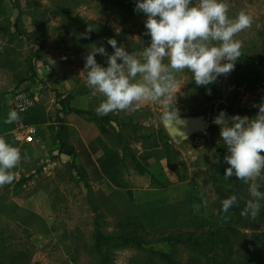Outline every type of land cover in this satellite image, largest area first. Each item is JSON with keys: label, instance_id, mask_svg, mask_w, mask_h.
<instances>
[{"label": "rangeland", "instance_id": "obj_1", "mask_svg": "<svg viewBox=\"0 0 264 264\" xmlns=\"http://www.w3.org/2000/svg\"><path fill=\"white\" fill-rule=\"evenodd\" d=\"M226 2L229 18L241 11L253 17L252 26L234 37L242 42L235 69L217 79L224 97L235 90L238 101L203 104L188 91L186 69L176 73L182 88L176 94L174 107L178 112L174 119L200 116L211 126L206 137L192 136L180 145L170 140L176 151L172 172L166 168L164 147L145 151L147 146L134 138L135 132L147 135L163 128L166 105L145 102L107 114L130 126L116 130L105 125L104 130L111 134L105 137L87 116L58 113L57 93L60 99L70 97L74 109L97 114L104 97L93 95L86 73H82L84 58L93 45H103L109 54L113 52L107 44L109 38L116 39L118 46L122 44L129 53H142L149 46L150 37L139 35L141 26L147 31L146 16L134 11L135 0H0V116L15 110L13 94L19 91L32 100V108H41L47 120L38 128L35 150L26 149L27 158L13 169L14 182L0 187V264H102L94 248L97 228L108 237H140L149 242L142 250L119 242L103 247L107 264H164L155 251L169 253L177 262L195 264L200 258L195 260L198 255L193 249L183 245L171 248L158 240L182 235L201 240L218 225H234L233 217H218L217 196L208 183L214 153L205 138L212 135L213 141L224 144L220 128L213 123L221 111L229 117L255 118L258 106L264 103V88L249 84L245 67L246 58L259 50L256 33L264 19V0ZM57 13L103 28L88 32ZM85 33L86 39L82 38ZM95 59L107 66V57L97 55ZM57 116L68 127V144L76 148L79 143L96 144L99 150L92 156L94 161L116 149L112 137L117 131L124 133L146 173L140 174L127 161L119 170L121 188L107 182L99 185L84 157L58 155L53 144ZM11 145L15 147L13 141ZM258 180L253 182L257 184ZM244 255L241 249L231 259L238 261ZM200 262L197 264L205 263L204 259Z\"/></svg>", "mask_w": 264, "mask_h": 264}, {"label": "clouds", "instance_id": "obj_2", "mask_svg": "<svg viewBox=\"0 0 264 264\" xmlns=\"http://www.w3.org/2000/svg\"><path fill=\"white\" fill-rule=\"evenodd\" d=\"M134 11L146 16L145 34L150 37V44L142 53H129L122 44L118 46L116 39L109 38L111 54L103 45H93L84 58L82 73H86L87 86L93 95L100 93L104 97L96 108L98 115L152 102L166 105L164 118L174 119L178 112L174 107L176 94L182 88L176 73L188 69L195 84L205 87L231 73L242 49V42L234 37L253 23V17L245 11L229 18L226 0H135ZM82 38H88L87 34H82ZM97 55L107 57V66L97 62ZM207 91L210 95L211 89ZM24 110L22 106L20 111ZM19 119V113L12 110L5 123ZM213 123L220 128L221 141L228 151L224 161L229 167L224 178L235 176L250 185L252 199L246 202L241 215L255 218L264 207V191L253 182L264 177V103L258 106L255 118L229 117L221 111ZM20 160V149L0 136V187L14 182L13 169ZM234 206H238L236 195L222 201L225 213Z\"/></svg>", "mask_w": 264, "mask_h": 264}, {"label": "trees", "instance_id": "obj_3", "mask_svg": "<svg viewBox=\"0 0 264 264\" xmlns=\"http://www.w3.org/2000/svg\"><path fill=\"white\" fill-rule=\"evenodd\" d=\"M58 15L65 17L70 23H76L81 29L87 30L91 27L92 32H99L103 28L94 23L85 22L80 18H72L66 14ZM35 26L37 28L40 27L38 23H35ZM16 31V34L18 35L19 31ZM145 33L146 32L143 31L141 26L139 35L142 37L143 35H146ZM256 34L259 43V50L246 58L245 67L247 68V72H249V84L264 88V19ZM34 36L35 35H32L31 38H34ZM29 70L30 73L34 75L32 67H30ZM185 71L188 73V91L196 99L200 100L201 103L207 105L223 100L225 103L232 104L238 101V94L235 90H229L228 95L224 97L222 91L217 85V81L206 87L197 86L194 82L192 73L188 69ZM209 88L211 89L210 95L207 91ZM60 98L61 95L57 93V104L60 106V110L58 111L59 114H62L63 116H68L69 114L87 116L91 121L98 125V129L102 130L100 134L104 137L107 135L111 136L108 131L104 130L105 125L116 130L119 128L126 129L130 126V123H118V121L110 115L99 116L96 113L74 109L70 106V97L63 99ZM19 116V123L24 126H35L38 129L47 123L40 107L31 108ZM56 123L57 131L53 144L56 146L58 155H64L71 157L72 159H76L78 156L84 157L86 164L93 168L94 175L96 176L99 185L107 182V184H110L111 186L121 188L122 185L119 179V170L127 161L134 164L135 169L140 174L146 173V168L128 147V139L125 137L124 133L117 131L114 137H112L117 145L116 149L108 150L103 158L97 157L94 161L92 156H94L99 150L96 144L94 142H89L88 145L79 143L77 148L68 144L69 133L64 119L57 116ZM113 125L117 128L112 127ZM134 136L136 141L147 146L144 148L145 151L164 147L166 154V168L169 171L174 172V158L176 156V151L170 144V139L165 134L163 128L160 127L155 133L147 135H140L135 132ZM205 142L209 146V150H212L214 153V163L209 171L208 183L212 186L213 193L217 196L216 208L218 209V217L219 219L233 217L234 225H218L215 227V230L211 231L208 236L201 238V240H192L191 237L182 235L166 237L158 240V242L168 244L171 248L177 245H183L187 248L193 249L198 255V257H195V260L199 258L200 260L204 259V264H261L262 259L264 258V207L259 210L255 218L241 215V211L244 209L246 202L249 199H252L249 194V184L237 180L235 176L230 179L224 178L225 169L229 167L224 161L225 155L228 154L226 146L213 141L212 135L205 138ZM74 169L78 172L79 168L74 167ZM80 176L82 177L83 175L80 174ZM27 181L28 179L22 181V183H26ZM257 184L260 185V190L264 191V177L259 178ZM232 195L237 196L238 206H234L225 213L222 211V201ZM261 203L264 204V202ZM215 225L217 224L215 223ZM93 240L94 248L102 258V264H107L106 258L102 257V248L111 243L119 242L122 246L134 247L141 250L149 245V242L140 237H108L102 234L98 228ZM241 249L245 252V255L239 258L237 257L238 261H233L231 258L235 255L238 256ZM154 254H156L164 264H193V262H177L171 254L166 252L155 251ZM211 254H213V256ZM200 260L198 261L200 262ZM197 262H195V264H197Z\"/></svg>", "mask_w": 264, "mask_h": 264}, {"label": "water", "instance_id": "obj_4", "mask_svg": "<svg viewBox=\"0 0 264 264\" xmlns=\"http://www.w3.org/2000/svg\"><path fill=\"white\" fill-rule=\"evenodd\" d=\"M211 123L203 117H182L172 120L164 119L162 127L175 145H180L192 136L206 137Z\"/></svg>", "mask_w": 264, "mask_h": 264}, {"label": "built area", "instance_id": "obj_5", "mask_svg": "<svg viewBox=\"0 0 264 264\" xmlns=\"http://www.w3.org/2000/svg\"><path fill=\"white\" fill-rule=\"evenodd\" d=\"M13 104L15 110L19 114H23L29 110V108L33 107L32 100L27 97L22 92H16L13 94ZM24 107V111H20L21 107ZM38 137V129L35 126H24L21 123H18L15 133L13 135V142L15 147L20 149L21 160L22 162L25 158H27V151H34L35 150V143ZM19 162V163H20Z\"/></svg>", "mask_w": 264, "mask_h": 264}, {"label": "crops", "instance_id": "obj_6", "mask_svg": "<svg viewBox=\"0 0 264 264\" xmlns=\"http://www.w3.org/2000/svg\"><path fill=\"white\" fill-rule=\"evenodd\" d=\"M8 115L0 116V136L4 137L8 143H12L13 135L15 133V128L19 123V120L13 123H5ZM20 162L19 164H21Z\"/></svg>", "mask_w": 264, "mask_h": 264}]
</instances>
